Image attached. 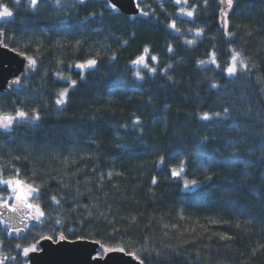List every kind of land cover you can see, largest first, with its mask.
<instances>
[{
  "label": "trees",
  "instance_id": "1",
  "mask_svg": "<svg viewBox=\"0 0 264 264\" xmlns=\"http://www.w3.org/2000/svg\"><path fill=\"white\" fill-rule=\"evenodd\" d=\"M138 2L156 15L133 20L111 13L105 0H62L61 5L43 0L35 10L28 0H0L14 12L0 20L3 44L38 62L21 85L0 94V109L19 107L31 115L36 108L41 115L8 133L0 130V165H15L23 178L43 182L38 202L50 217L48 234L58 229L70 241L87 235L108 246L123 245L138 252L144 264H264V0H233L227 17L231 37L224 34L221 0H207L206 7L203 0H189L185 7L197 5L193 18L178 17L180 6L173 0ZM171 19L183 35L166 28ZM197 27L204 35L194 46L185 45V38L195 37L187 29ZM145 46L149 58L158 56V65L149 59L158 72L140 68L145 79L136 80L130 61ZM213 49L222 67L230 63L232 49L240 52L249 71L229 77L215 65H198ZM90 57L98 59V70H86L81 80L80 70L69 65ZM168 63L173 81L159 72ZM58 68L77 80L61 106L55 100L68 85L54 75ZM213 80L217 88L211 87ZM225 107L230 117L199 118ZM161 155L165 163L157 167ZM181 160L182 177H171ZM183 177L198 184L185 190ZM57 217L63 225L54 224ZM32 223L24 233L28 239L8 236L0 225L5 240L0 252L16 255V243L34 242L38 230ZM16 264L24 258L18 256Z\"/></svg>",
  "mask_w": 264,
  "mask_h": 264
},
{
  "label": "snow or ice",
  "instance_id": "2",
  "mask_svg": "<svg viewBox=\"0 0 264 264\" xmlns=\"http://www.w3.org/2000/svg\"><path fill=\"white\" fill-rule=\"evenodd\" d=\"M20 2L21 0H16L17 4H19ZM79 2L83 3L84 0H79ZM40 3H43V0H28L29 7H31L33 10H35ZM52 3H54L55 5H61L62 0H52ZM132 3L134 4V11L130 17L131 19L134 20L136 15H140L149 19L152 16L156 15L154 10L150 13L149 11H146L145 8H142L138 0H132ZM173 3L177 6H180L178 7V17L193 18L195 16L197 8V5L195 3H193L190 7H185L189 4V0H173ZM203 3L206 7L207 0H203ZM221 3L225 5V7H222L220 9L223 16L224 34L231 37L234 34L231 31H228L229 25L227 17L228 10L233 7V0H221ZM105 4L111 13H121L119 0H105ZM160 7H164L163 3H161ZM91 15L95 16L96 13H92ZM13 17L14 12L6 4H0V20H6ZM85 19H88V17H85ZM166 28L171 32L178 34V36L183 35L182 29L180 26H178L176 19H171L170 22L166 25ZM187 31H194L195 34V37L193 39H184L183 43L187 46H194L197 43L196 38L202 37L205 32L203 27H197L195 29L188 28ZM4 34L5 33L3 28H0V36H3ZM132 35L135 34L133 33ZM76 43L77 45H79L80 41H77ZM123 43L127 44L128 41L124 40ZM150 51L151 49L148 46H145L143 49V53L130 61L131 65L136 66L137 68L136 71L132 72V76L136 80L145 79V74H142V72L139 70L140 68L147 69V73L153 75L157 74L158 72V67L150 64L149 59L156 65H158L159 58L156 55H152L149 58L148 54L150 53ZM231 51L232 54L230 56V63H227L224 67H222L221 64L218 63V58L214 49L208 54L207 60L201 59L198 60L197 63L200 66H204L206 64L215 65L217 69H221V71L226 73L229 77L237 76L238 72H248L249 65L244 59L241 58V53L237 52L235 49H232ZM167 52L170 54H173L175 52L172 44L167 45ZM21 55H23V53H21ZM110 59L115 61L117 59L116 54L113 53ZM63 63V61H58V64ZM37 64L38 62L35 58L27 57V66L24 72L28 73L36 71ZM98 64L99 61L97 58L90 57L82 62L70 64L69 67H75L76 69L80 70V79L83 80L85 78V71L88 70L89 72H91L98 70ZM172 68L173 64L168 63L163 68H159V72L166 76L169 81H173V76L169 75V70H171ZM44 75L47 76V72H45ZM54 75L60 80L66 81L68 85L67 87L59 91L58 96L55 100V104L57 106H61L66 103L69 90L77 86V80L72 79L70 75H65L62 68H58L55 71ZM13 85H21L20 76H17L15 79L8 81L9 88H11ZM218 86L219 85L214 80L211 82L212 88H217ZM230 115V109L225 107L222 112H203L202 114H200L199 118L203 121H209L215 118L230 117ZM40 119V112L36 108L32 109L31 115L29 114V112L19 107H16L13 112L0 109V130L8 133V131L10 129H13L16 124L26 121L36 122ZM140 124V118L136 117L133 125L138 126ZM140 132H143V128H140ZM202 139L207 140L208 137H203ZM233 151H238V149L233 147ZM13 159L19 160L20 157L16 156L13 157ZM164 163L165 157L164 155H161L159 157V160L156 162V166L160 167ZM184 171V160H181L180 166L178 168L172 167L170 174L173 178L182 177ZM5 173H7V175H5ZM31 175L32 177H35L36 173L33 172ZM108 175L110 177L111 173H109ZM207 178L211 179V177ZM52 179H54V177ZM58 183H60L64 188H68V185L64 184L63 180L58 181ZM42 184L43 182L38 184L35 179L23 178L21 175V169L19 167H16L15 165H12L11 169L0 165V186H4L3 189H0V225L4 226V229L6 230L8 236L15 235L17 237H20L21 239H28V236H25L24 233L30 231V222H34L31 224V227L38 230L35 236L32 237L34 242H30L28 244H22L18 242L14 245V248L17 250L16 255L10 256L0 252V264H9V262H11V264H16L18 256H22L24 258V264H32L33 254L41 253L44 250L42 246L43 241H49L52 243L68 241L69 237L65 234V231H60L57 229L54 230V234H48L44 231V228L47 226V221L48 219H50V217L47 216L44 208L38 202L43 195ZM152 184H157V178L155 176L152 177ZM197 184V180L183 177V189L190 190ZM76 191L79 194V188H77ZM5 193L7 194L5 195ZM51 201L54 202L57 206L61 204V200L58 199L56 195L51 196ZM87 216L91 217L92 213L88 212ZM100 218L107 220V216L104 213H100ZM84 222L85 221H81V223ZM131 222H135V217L132 218ZM210 222L216 223L215 220H212ZM63 223L64 221L59 217L55 218L54 220L55 225H63ZM20 225H23V227H20ZM70 231H73V234L75 235V230ZM116 231H118V229H114L113 233H111L110 235L114 236ZM165 235H167V233H165ZM214 235L219 236V239L225 241L233 239V237L227 234L215 233ZM77 242L100 245V249L90 257L91 261L96 262V264H98L99 261L104 260L105 258H107V261L110 262V264H123V256L133 257L134 259L139 261V264H144V260L141 259V256L138 252L126 251L125 246L123 245L108 246L107 244H102L100 240H89L87 235H76V239L72 241V243ZM4 243L5 240L3 238H0V248L3 247ZM147 251V249L140 250V252H144L145 254H147ZM256 251V249L252 250L253 255H255ZM157 255H160V253H157Z\"/></svg>",
  "mask_w": 264,
  "mask_h": 264
},
{
  "label": "water",
  "instance_id": "3",
  "mask_svg": "<svg viewBox=\"0 0 264 264\" xmlns=\"http://www.w3.org/2000/svg\"><path fill=\"white\" fill-rule=\"evenodd\" d=\"M119 3L121 13L128 16L133 14L134 4L132 0H119ZM220 6L225 7L222 3ZM1 38L2 36H0V94L11 92L14 85L9 88L8 81L15 79L17 76L23 77L31 74V72H24L27 66V56L21 55V53L10 48L8 49ZM72 241L74 240L60 243L43 241L44 250L41 253L33 254L32 264H96V262L91 261L90 257L100 249V245L80 242L72 243ZM98 264H110V262L105 258L99 261ZM123 264H139V261L130 256H123Z\"/></svg>",
  "mask_w": 264,
  "mask_h": 264
},
{
  "label": "flooded vegetation",
  "instance_id": "4",
  "mask_svg": "<svg viewBox=\"0 0 264 264\" xmlns=\"http://www.w3.org/2000/svg\"><path fill=\"white\" fill-rule=\"evenodd\" d=\"M31 223V222H30ZM20 227H23V225H20Z\"/></svg>",
  "mask_w": 264,
  "mask_h": 264
}]
</instances>
